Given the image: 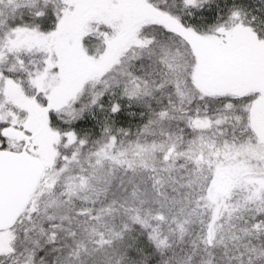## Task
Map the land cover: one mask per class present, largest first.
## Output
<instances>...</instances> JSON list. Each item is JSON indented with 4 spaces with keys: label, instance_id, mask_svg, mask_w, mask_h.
<instances>
[{
    "label": "snow or ice",
    "instance_id": "snow-or-ice-1",
    "mask_svg": "<svg viewBox=\"0 0 264 264\" xmlns=\"http://www.w3.org/2000/svg\"><path fill=\"white\" fill-rule=\"evenodd\" d=\"M0 264H264V0H0Z\"/></svg>",
    "mask_w": 264,
    "mask_h": 264
}]
</instances>
